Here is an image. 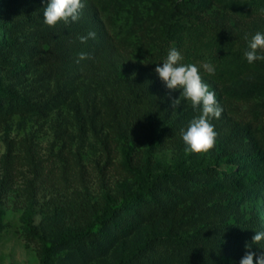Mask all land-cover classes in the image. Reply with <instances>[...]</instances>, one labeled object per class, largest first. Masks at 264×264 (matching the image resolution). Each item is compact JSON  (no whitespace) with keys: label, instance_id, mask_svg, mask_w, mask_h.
I'll list each match as a JSON object with an SVG mask.
<instances>
[{"label":"rangeland","instance_id":"rangeland-1","mask_svg":"<svg viewBox=\"0 0 264 264\" xmlns=\"http://www.w3.org/2000/svg\"><path fill=\"white\" fill-rule=\"evenodd\" d=\"M82 2L79 21L49 27L50 0H0V264H239L246 245L259 256L264 60L244 53L264 33V0ZM171 48L223 108L207 154L181 135L201 110L173 109L182 90L155 71ZM200 50L218 56L214 74Z\"/></svg>","mask_w":264,"mask_h":264},{"label":"clouds","instance_id":"clouds-1","mask_svg":"<svg viewBox=\"0 0 264 264\" xmlns=\"http://www.w3.org/2000/svg\"><path fill=\"white\" fill-rule=\"evenodd\" d=\"M85 4L82 0H50L44 9V23L49 27H55L59 22L68 24L79 21ZM94 39L95 33L89 32L87 36H80L81 43H86L88 39ZM247 39V37H245ZM249 50L244 56L249 64L257 60H264V55H259L258 50H264V33L257 32L249 41ZM88 58V54L80 53L79 59ZM183 56L176 48H171L167 54L163 65L157 64L155 68L160 79L169 90H182L181 96L172 99L171 107L178 109L182 100L191 103L194 109H200V115L193 118L186 130H182L181 135L187 145L186 152L199 155L207 154L215 145L217 133L210 123L212 118L219 119L223 108L216 100L214 91L209 90V86L203 82L200 75V68L195 64H183ZM202 67L209 73L214 74V68L209 63H204ZM253 243L259 245L264 241V231L256 232L253 236ZM249 251L241 258L239 264H264V252L259 256L251 251V245H246Z\"/></svg>","mask_w":264,"mask_h":264},{"label":"trees","instance_id":"trees-1","mask_svg":"<svg viewBox=\"0 0 264 264\" xmlns=\"http://www.w3.org/2000/svg\"><path fill=\"white\" fill-rule=\"evenodd\" d=\"M196 0H188V2L189 3H194ZM191 23H192V25L194 26V27H197V28H199L200 30H202V31H209V30H213L214 28H215V24L214 23H210V24H202V23H200V22H198V21H196V20H192L191 21ZM2 30H4V28H2ZM195 48V46H194V44L192 43L191 45H190V49H194ZM198 55L200 56V58H201V60L203 61V62H205V63H209V64H211L212 62H215V61H218L219 60V58H218V56L217 55H215V54H209V53H207L206 51H202V50H200L199 52H198ZM232 181H234V179L232 178L231 179ZM128 201H132V198L131 199H129ZM106 216H109V215H107L106 213L104 214V217L106 218ZM108 218H110V217H108ZM104 223V220H101V218H99V224H103ZM90 229L87 231V232H89L90 233Z\"/></svg>","mask_w":264,"mask_h":264}]
</instances>
